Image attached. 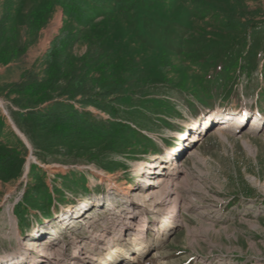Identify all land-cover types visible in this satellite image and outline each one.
Returning <instances> with one entry per match:
<instances>
[{"label":"rangeland","instance_id":"374dc122","mask_svg":"<svg viewBox=\"0 0 264 264\" xmlns=\"http://www.w3.org/2000/svg\"><path fill=\"white\" fill-rule=\"evenodd\" d=\"M130 2L76 0L74 10L72 0H0V144L24 150L19 177L0 179V264H31L39 239L64 264L86 251L73 262L128 264L121 246L104 251L93 236L116 240L129 210L135 223L147 217V250L130 264H264V0ZM73 72L89 80L88 104L60 100L113 123L111 132L121 125L124 147L96 128L40 125L26 103L36 91H14L36 76L57 96ZM173 168L180 209L164 235L153 195Z\"/></svg>","mask_w":264,"mask_h":264},{"label":"trees","instance_id":"16d2710c","mask_svg":"<svg viewBox=\"0 0 264 264\" xmlns=\"http://www.w3.org/2000/svg\"><path fill=\"white\" fill-rule=\"evenodd\" d=\"M137 0H131V6L136 4ZM118 3H121V0H117ZM71 5L74 10L78 8L76 0H72ZM73 16L76 15V12H70ZM2 27L0 26V31ZM52 51L49 52V54ZM54 56L50 54L48 56L49 68L57 74L59 72L58 66L52 60ZM29 77V76H28ZM15 92L29 94L32 91H36V101L33 103L26 102L28 107H32V111L28 113L31 117H41L43 123L40 125L46 126L47 124H53L54 129L65 130L67 133H79L81 132H93L96 128V133H99V137L103 140L108 139L111 145H119L124 147L127 143V135H122L121 133H129L121 125H116V130L111 132L110 126H113V123L109 121H102V123H97L92 120V115L89 112H84L79 109L74 108L73 105L61 101L62 97H65L68 100L75 101L76 98L82 97L80 100L82 106L87 105L86 101L89 98V93L92 89L89 85V80L86 78H80L78 75L73 72L69 77L67 84L59 90L57 96H54V93L51 94L53 88L52 84L45 82L43 79H38L36 76L25 77V80L21 83L14 86ZM90 91V92H89ZM93 103V102H91ZM95 104V103H94ZM3 119L0 116V130L3 127ZM110 125V126H109ZM127 128V127H126ZM98 129V130H97ZM122 130L125 132H122ZM131 134L138 135V133L133 130L130 131ZM120 143V144H119ZM115 148H108L109 151L114 150ZM23 152L24 150H18L17 148H7L0 144V179L3 181L13 180L19 177L21 165L23 163Z\"/></svg>","mask_w":264,"mask_h":264},{"label":"bare ground","instance_id":"6f19581e","mask_svg":"<svg viewBox=\"0 0 264 264\" xmlns=\"http://www.w3.org/2000/svg\"><path fill=\"white\" fill-rule=\"evenodd\" d=\"M223 115V111L221 110H217L215 111L214 117L213 118H220ZM241 120V118H238L237 123H239V121ZM235 123V124H237ZM227 128V126H225V123L222 124L220 123L218 126H216V128L212 131V133H222L223 130H225ZM192 129H194V127H192ZM183 138V137H181ZM193 139L199 140L196 136V138L193 137ZM175 151H171L167 154V157L164 159H162V161H165L166 159H169L170 157L173 156V153ZM171 160V159H170ZM169 161V160H168ZM147 168H153L154 165H146ZM159 166V165H158ZM141 171V167H139L137 169V172ZM174 171V172H173ZM176 172V173H175ZM179 175V171L177 172L175 168L172 169V173H164L163 176H161V178H158V182H157V188L160 189V193L157 194L155 193L153 195L154 198H156L157 200H155L154 204H155V213L158 215V222H160L161 225V231L163 232L164 235L168 234V232L170 231V229L174 226L175 224V217L177 216V213L180 209V198L176 192L175 189V176ZM146 184H151L150 181H146ZM153 185V183H152ZM131 187L127 186V187H121L119 188V193L124 196L125 195V191L129 190ZM178 188V187H177ZM102 203H104V201H102ZM136 206V205H135ZM79 209L78 211H76V216L74 218H78L79 213H80ZM137 212V211H136ZM135 212V213H136ZM163 212H168V216H166L167 218L164 219L162 216ZM135 213L133 212V210H129V212L127 213L129 216H125V220H120L117 224V231H118V238H121V243L118 240V238L115 240L111 237L108 236V234L106 232H104L101 235H98L97 232H93L94 236L93 238H100L102 240V246L99 247L98 245H96V241H92L90 243H88V246H95L97 248H102L104 249V251L107 252H111V248L112 249H116L118 246H121L120 248L122 249L121 251V258L124 259L125 263H132V262H137V257L142 255L146 250V244H145V240L143 237V231L145 230V222L147 220V217L140 215L138 218V222L135 223L134 219H135ZM62 216H63V212H62ZM89 218V215L86 217ZM91 222H89L88 220L86 221L85 225L90 226L91 227ZM176 225V224H175ZM123 234L125 236V234H127V238L129 236L130 243L133 244L134 247V253L127 255L126 251H125V247L128 246L129 249V243H127V241H124L123 239ZM74 243L75 246L74 248H79V242L74 238ZM116 242V243H115ZM95 244V245H94ZM31 246L32 249H30V252H34L35 255L31 258V264H64L62 263V252L58 251L55 248V245L53 242L45 240V239H39L38 241H32L31 242ZM111 246V247H110ZM90 251V249L88 250ZM97 254L96 255H100L101 253L99 251H96ZM33 253V254H34ZM59 253V254H58ZM78 253V252H77ZM32 254V253H31ZM124 254V255H123ZM17 255V254H15ZM13 256L16 258V256ZM94 255L92 257V261L94 262H98L99 257L97 258V256ZM123 255V256H122ZM136 255V256H135ZM31 256V255H29ZM89 256H87V251L84 252V255L81 258H78V255L75 256V252H73L72 254V258L73 260L69 263V264H77L76 262H73L74 260H79V262L83 261V258H87ZM14 258V259H15ZM11 262L13 261V258H11ZM25 260V259H24ZM13 264H15V261L12 262ZM25 263V262H20V264Z\"/></svg>","mask_w":264,"mask_h":264}]
</instances>
